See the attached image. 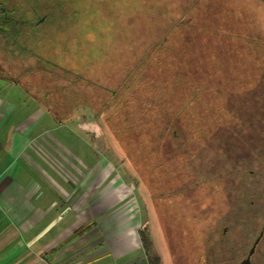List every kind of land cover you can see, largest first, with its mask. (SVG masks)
Masks as SVG:
<instances>
[{
    "label": "rangeland",
    "instance_id": "obj_1",
    "mask_svg": "<svg viewBox=\"0 0 264 264\" xmlns=\"http://www.w3.org/2000/svg\"><path fill=\"white\" fill-rule=\"evenodd\" d=\"M0 8L9 10L16 23L14 36L0 31V86L22 108L23 120L37 112L24 122L23 132L42 160L29 150L32 162L23 157L19 167L35 168L48 181L45 172L54 176L57 183L51 187L67 190L72 211L84 199L110 193L105 200L114 202L111 214L133 216L138 235L145 232L147 255L157 256L159 264H208L210 231L221 233L227 226L224 204L238 190V181L243 185L242 175L236 173L228 185L214 180L210 187L197 186L200 176L185 168L199 167L194 158L182 165L184 181L174 191L170 180L152 179L157 193L141 175L137 153L131 151L130 160L124 153L114 127L128 109L148 110L150 119L164 108H150L158 95L148 89L152 80L145 56L165 35L179 65L206 69L215 81L253 76L262 81L264 0H0ZM135 113L130 122L137 120ZM55 114L59 119L52 118ZM230 136L234 140L226 137L225 145L244 151L239 133ZM171 159L169 166L180 171L177 156ZM252 162L256 173L264 170L262 161ZM249 178L246 186L254 179Z\"/></svg>",
    "mask_w": 264,
    "mask_h": 264
},
{
    "label": "trees",
    "instance_id": "obj_2",
    "mask_svg": "<svg viewBox=\"0 0 264 264\" xmlns=\"http://www.w3.org/2000/svg\"><path fill=\"white\" fill-rule=\"evenodd\" d=\"M15 26V19L9 14V10L0 8V31L8 36H14ZM168 39L169 36L165 35L164 40L150 45L145 56L149 66L148 76L152 80L148 89H155V96L158 95L156 101L150 100L152 103L150 108L158 104V107H164L160 109L163 111L159 112L160 110L156 108L155 115L149 119L148 110L140 112L139 109H136L137 111L128 109L120 114L119 123L114 127V136L122 141L120 145L129 160L132 158L131 151L132 154L137 153L135 160L141 165L143 171L141 175L149 178L152 191H158L152 183L154 178L170 180V186L175 185L172 191L178 188L184 181L185 173L182 168L190 170L189 173L194 177H196L194 173H198L200 176L198 179L201 180L200 182L195 180L197 186L210 187L214 180L224 181L228 185L238 174L240 175L237 178L242 175L240 178L245 182L250 176L248 170L257 169L252 165V161H262L260 163L264 168V149L261 150L262 147L264 148V143L260 145L255 142V132L258 129L264 130V78L260 82L256 76L252 78L255 80L235 78L212 80V75L209 76V71L206 69L201 72L197 66L192 70L190 66L176 63L174 59L176 55L172 54L174 57L170 55L173 47L165 45ZM213 71L214 69L211 73ZM197 72L199 75L195 76ZM8 81L15 80L8 78ZM234 86L236 87L230 88ZM161 91H166L167 96ZM118 111V109L114 110L116 116L119 114ZM134 112L138 114L137 117L134 116L137 120L130 122L129 118ZM47 113L51 114L50 111ZM53 117L57 119L58 115L55 114ZM228 130L229 135H227ZM232 130L242 137L240 143L245 146L244 151L240 148L230 149L225 145L229 143L225 142L228 140H225L226 137L234 140V137L230 136L231 132H235ZM248 131L252 133L250 138L244 134ZM141 137H145V140ZM231 151H236L237 154L232 155ZM159 154L168 158L160 161L159 158L157 159ZM154 156H156L155 160H153ZM171 156H177L180 171L178 167L175 169L173 165L169 166ZM194 158H199L198 168H194L191 163L185 166V161L188 163ZM263 171L260 172L262 176H264ZM224 173L227 175L224 176ZM191 176L186 173V178L190 181ZM238 183L239 188L235 194H232V198L241 195L242 184L239 181ZM251 192L257 195L258 191L254 188ZM230 193L231 191H228L227 195ZM91 227L92 224L85 226L75 232L71 239L83 235ZM139 235L143 248L148 254V241L144 230ZM148 261L149 264H159L157 256H148Z\"/></svg>",
    "mask_w": 264,
    "mask_h": 264
},
{
    "label": "crops",
    "instance_id": "obj_3",
    "mask_svg": "<svg viewBox=\"0 0 264 264\" xmlns=\"http://www.w3.org/2000/svg\"><path fill=\"white\" fill-rule=\"evenodd\" d=\"M4 88L0 86V264H149L133 216L111 214L114 202L105 200L110 193L84 199L72 211L67 190L51 187L57 183L54 176L45 172L48 181L35 168L19 167L23 157L32 162L29 150L42 160L23 132L24 122L37 112L23 120L22 108ZM38 123L39 118L34 125ZM28 173L38 176L26 177ZM89 224V231L70 238Z\"/></svg>",
    "mask_w": 264,
    "mask_h": 264
},
{
    "label": "flooded vegetation",
    "instance_id": "obj_4",
    "mask_svg": "<svg viewBox=\"0 0 264 264\" xmlns=\"http://www.w3.org/2000/svg\"><path fill=\"white\" fill-rule=\"evenodd\" d=\"M255 142L264 143V130L255 132ZM248 171L249 177H254L252 183L246 186L243 181L241 195L224 204L228 206L223 218L227 226L221 233L215 229L210 231L206 250L208 264H264V176L256 173V169ZM254 188L257 195L251 194Z\"/></svg>",
    "mask_w": 264,
    "mask_h": 264
}]
</instances>
